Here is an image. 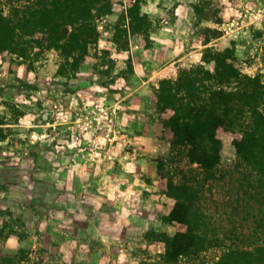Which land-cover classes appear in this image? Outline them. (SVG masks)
Instances as JSON below:
<instances>
[{
	"label": "rangeland",
	"instance_id": "1",
	"mask_svg": "<svg viewBox=\"0 0 264 264\" xmlns=\"http://www.w3.org/2000/svg\"><path fill=\"white\" fill-rule=\"evenodd\" d=\"M129 2L113 0L77 73L60 72L43 36L0 49V264H213L223 253L171 248L176 199L160 169L171 142L153 87L230 42L242 71L264 79V0H145L144 35L129 30ZM218 135L229 167L232 136ZM168 167L176 180L190 172L186 156ZM209 181L218 200L223 181Z\"/></svg>",
	"mask_w": 264,
	"mask_h": 264
},
{
	"label": "trees",
	"instance_id": "2",
	"mask_svg": "<svg viewBox=\"0 0 264 264\" xmlns=\"http://www.w3.org/2000/svg\"><path fill=\"white\" fill-rule=\"evenodd\" d=\"M3 1L0 49L17 52L26 35L43 36L64 60L61 73H77L90 45L101 38L100 18L113 10V0ZM144 1L129 2L134 35L146 34ZM125 30L116 24V41ZM37 42L43 45V40ZM226 45L207 49L196 65L168 70L170 75L153 87L163 134L171 142L170 161H160L166 193L176 199L178 231L171 248L178 256L221 247L223 253L213 264H264V79L261 72H243L235 45ZM219 131L230 134L236 148L229 167L221 164ZM183 156L190 172L176 180L174 172L184 170L176 166L172 173L168 164L181 162ZM210 179L223 181L218 200L205 193L208 183V192L212 190ZM212 209L220 211L215 221Z\"/></svg>",
	"mask_w": 264,
	"mask_h": 264
}]
</instances>
